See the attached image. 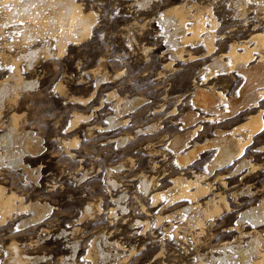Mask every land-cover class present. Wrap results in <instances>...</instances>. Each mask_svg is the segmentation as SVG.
<instances>
[{
  "label": "bare ground",
  "instance_id": "6f19581e",
  "mask_svg": "<svg viewBox=\"0 0 264 264\" xmlns=\"http://www.w3.org/2000/svg\"><path fill=\"white\" fill-rule=\"evenodd\" d=\"M148 1L137 0L136 3L144 6ZM222 1H227L229 12L234 11L232 16L235 20L234 23L230 22L227 25H223L218 20L221 17V9L219 10L218 7L221 6ZM87 11L83 9L82 4L77 0H0V13H2L0 31L4 34L6 28H9L10 33H12L13 29L19 30L21 32L20 37L26 42L30 39L35 40L34 38L37 36L41 39L45 37L55 38L58 53L62 54L68 44L83 38H89L95 22V13L90 10L89 12ZM162 12V16L158 18V21L163 26L160 35L162 34L163 38L165 37L166 49L171 53V56L169 59L164 55V61H162L164 63L155 74L160 79L164 76L166 79L167 85H165L164 96L160 99V101L162 100L161 104L158 105L153 100H147L145 97L138 95L129 97L124 94L121 96L112 89V91L108 92L106 100L111 101L115 114L106 116L108 124L105 122L107 125L100 127L103 128L107 135L105 143L109 145L116 143L117 145H115L120 147L123 150L122 152H126L128 144L135 141L138 135L143 134L144 138L142 137L143 140L140 138L142 141H139L137 146L142 145V147L145 146L147 148L151 165L148 166L149 163L143 165L142 159L134 162L132 157H128L126 162L121 161L107 168L105 181L115 188L117 181L111 176L114 174L113 171L124 170L125 166L129 164L128 170L133 175L131 177L139 180V192L142 194V196L136 195L135 197V200L139 203V211L134 218L133 224L136 228L145 230L151 224V221L154 220L157 226H164V223L168 222L170 226L167 229L172 230L174 237L182 235L184 238L186 235H190L196 243L198 242L209 249L206 255L210 261L209 264H264V243L256 230L257 226L264 223V186L262 184L253 186L249 182L252 177L251 173L259 169L260 167L257 166L260 164L252 163V153L248 152L251 144L256 142L255 150L257 155H264V107L262 105V101H264V0H183L181 3L165 8ZM129 32L131 33V31ZM2 33L1 35H3ZM138 34L137 36H139ZM131 38H133V35H131ZM4 41L2 42L4 43ZM128 42L130 43V41ZM5 43L7 42L5 41ZM12 43L10 46H12ZM125 45L128 44L126 43ZM23 46L25 47V45ZM16 48L14 49L16 50ZM128 48L130 55H132L137 46H135L133 51L130 43ZM148 48L145 49L148 50ZM49 50L48 46L45 45L44 51L46 53H44L50 54ZM38 52L37 49H23L22 53L17 57L12 53L10 56L5 55V58L1 57L3 63L9 62L14 69L13 74H10L12 82L5 78L0 82V110L1 108L3 109V101L8 97L9 93H13V98H15L19 95L18 91L31 89L35 86L36 80L23 78L24 74L21 76L19 71L23 61L26 62L25 70L31 69L34 60L38 57ZM1 53L2 55L5 54ZM143 58L146 59V57ZM197 59H203L205 69L201 70L200 68L199 70L202 78L194 77L191 81L192 92L185 94L189 96L188 105L181 112L176 106H172L173 108L170 109V101L173 99L170 100L169 97L174 92L172 91V78L166 76V71L173 70L177 61L186 62ZM100 64L103 65L102 63ZM89 68L91 69V67ZM121 71L114 74L115 79H117L116 76H121ZM105 72L100 74L99 78L97 77L99 83L110 81L108 78L109 74L107 75ZM226 78H230L231 81L240 79L237 83L236 94H230V91H227L229 83ZM181 80H183L182 77ZM155 82L157 83L158 81ZM220 82H226V85L223 84L225 89L218 86ZM108 85L111 86L110 84ZM133 85L132 87H134ZM91 97L92 95L82 99L80 97L78 100H81V103H86ZM170 98H175V96ZM182 98L184 97L178 96L177 101ZM143 105L147 108H152V121L146 122L144 125L141 123L135 125L134 130L135 134H137V137H135L130 131L131 126H127V120L131 112ZM167 108L168 110L170 109L168 117L174 121L171 127L165 128L154 120H160ZM135 113L138 116L140 111ZM88 116L77 113L71 119L66 131H71L81 121H87ZM142 116L144 117L143 114ZM10 117V125L3 134L1 133L0 137L1 147L5 150L0 152V168L6 166L22 168L27 179L30 178L37 182L38 173L35 174L32 170L33 168L31 169L29 167L30 164L25 163L23 158L26 154L37 153L42 149L40 138L32 130L19 129L17 127V114H12ZM115 132L117 133L114 134ZM69 139L66 143H64L65 140L63 141L64 145L66 144L67 148H74V145L78 142L77 139ZM62 140L60 139V141ZM165 160H169V163L170 161L174 162L175 166L171 167L170 164L168 170L167 165L164 164ZM262 163L264 166V160ZM36 166L38 167V165ZM82 171L84 170L82 169ZM2 172H0V179L3 175H1ZM237 178L241 179L242 183L244 181V187L232 188L229 186ZM149 194L150 198H148ZM125 196L126 193L124 191L119 193L118 196H111L114 204L112 203V206L107 211L108 219L113 218L115 220L119 214L118 210L121 213L125 212L126 207L120 203ZM15 197L16 195L13 192L7 193L4 185L0 183V222L12 216L14 211H17L14 202ZM245 197H248V199H245ZM22 201L19 203L20 206H18L20 208L19 212L22 213L24 210L33 212L29 219L26 220L27 217L25 218L22 225L28 223V221L35 222L49 212L50 205L46 201ZM97 208L98 210L100 209V207ZM85 209L87 210L89 207ZM88 212L90 217L91 212ZM237 212L239 214L235 224L228 223L225 227L226 233L233 236L231 241L216 242L218 234L209 237L207 241H201L208 234L211 235L217 231L216 227L221 217H224L227 221L232 219ZM174 222L176 223L173 224ZM246 223L248 225L251 224L253 229H242V225L245 226ZM207 228H209V233H207ZM107 235L104 233L101 236L99 235L103 241L102 244L116 249L113 255L122 259V263L127 262L135 247L126 249L115 237H108ZM96 238L99 239L98 237ZM96 245L98 248L96 247L97 251L94 254L102 260L106 257V253L99 248L97 241ZM75 250L73 251L75 252ZM94 256L91 253L87 254V258L95 259ZM196 257L195 264H205L202 253H198ZM13 260L14 264H27L19 255L15 245H13ZM161 264L179 263H166L162 260Z\"/></svg>",
  "mask_w": 264,
  "mask_h": 264
},
{
  "label": "rangeland",
  "instance_id": "374dc122",
  "mask_svg": "<svg viewBox=\"0 0 264 264\" xmlns=\"http://www.w3.org/2000/svg\"><path fill=\"white\" fill-rule=\"evenodd\" d=\"M77 1L82 4L84 10H88L87 12L90 10L95 13V22L89 38H83L68 44L62 54L58 53L55 38L45 37L41 39L37 36L34 38L35 40L30 39V42H26L20 37L21 32L19 30L13 29L14 31L12 30V33H10L11 31H9V28H6L4 34L0 31V53H5L3 55L1 53L0 55V82L4 80V78L12 82L10 79L14 68L9 62L3 63L2 58L5 55L10 56L12 53L17 57L22 53L23 49H37L39 51L38 57L35 59L36 61L34 60L31 69L25 70L26 62L23 61L19 71L21 76L24 74L23 78L36 80L35 86L31 89L18 91L19 95L15 98H13V93L11 92L12 94L9 93L8 97L3 101V109L1 108L0 110V137L10 125V116H12V114H17V127L19 129L32 130L34 134L40 138L42 145L40 151L28 155L26 154L23 158L25 163H28V165L30 164L29 167L31 169L33 168V172L35 174L38 173L37 182H34L30 178L27 179L22 168L10 166L0 168V172L3 171L1 173V175H3L1 176L0 183L4 185L7 193L13 192L16 195L14 202L17 210L12 213V216L0 222V264H14L13 245L16 246L19 255L27 264H64V262L65 264H161L162 260L166 263L195 264L198 253H202L204 256L203 262L209 264L210 261L206 256L209 249L202 244L200 245L198 242L196 243L190 235H186L184 238L182 235L174 237L172 230L167 229L170 226L168 222H165L164 226H157L155 220L151 221V224L145 230L136 228L135 225H133L134 218L139 211V203L135 200V197L136 195L142 196V194L139 192V180L132 179L131 177L133 175H131L128 170L129 164L125 166L124 170L113 171L114 174L111 176L117 181V186H115V188L105 181L107 168L121 161L126 162L128 157H132L134 162L138 161V159H142L143 165L149 163L147 148L145 146L142 147V145H140L141 147L139 145L137 146V143L143 140L144 135H138L137 137L134 129L135 125L138 123L144 125L146 122L152 121L151 116H153V114L151 115V107L147 108L143 105L129 114L127 126H131L130 131H132L137 139L135 138V141L128 144L129 146L126 148V152H122L123 150L116 146V143L110 145L105 143L107 135L103 128L100 127L108 124L106 122V116L115 114L111 101L106 100L108 92L112 91V89L121 96L124 94L129 97L138 95L145 97L147 100H153L158 105L161 104L162 100L160 101V99L164 96L165 85L167 84L165 82V76L160 79V77H157L155 74L159 68L161 69L164 63L162 62L164 61V55L170 59L171 53L166 49L165 37L163 38V35H160L163 26L160 21H158V18L162 16V11H164L165 8L173 4L181 3L183 0H149L147 2L148 4L146 3L144 6L136 3L137 0ZM227 4V1H222L221 6L218 7L219 10L221 9V17H219L218 20L223 25H227L230 22L234 23L235 21L232 18L234 11L229 12ZM1 14L2 13H0V18L2 16ZM128 30L131 31V33ZM1 33L3 35H1ZM137 34L139 36H137ZM131 35H133V38H131ZM137 38L140 39L138 40ZM4 40L7 43H5ZM2 41H4L6 45ZM128 41H130L133 51L135 46H137V49H135L136 52L134 51L132 55H130L131 53L128 48L130 43ZM10 42H13L12 46H10ZM24 42L25 44H23ZM126 43L128 45H125ZM23 45H25V47ZM42 45H44V49ZM45 45L48 46V50L50 49V54L48 53V55L45 54L46 51H44ZM6 46L12 48L9 49ZM13 47H17L16 50ZM145 48H148V50ZM161 53L162 55H160ZM143 54L146 56H143ZM142 56L146 57V59ZM7 59L9 60V58ZM176 63L173 70H168L169 73L166 71V76L172 78V91L174 93H172L170 97L175 96V98L169 97L170 100L173 99L170 101V109L176 106L181 112L189 103V96L185 94L192 92L191 81L194 77L202 78V74H200L199 70L200 68L201 70L205 69V63L203 59L186 62L177 61ZM99 64L100 66L98 67ZM89 67H91V69ZM118 70H122L120 73L121 76H116L117 79H115L114 74L119 72ZM104 72L110 75H108L110 81L99 83V75ZM181 77L183 80H181ZM155 81L158 82L156 83ZM226 81L229 83L227 91H230V94H236L237 83L240 79L231 81L229 78ZM108 84H110L112 88ZM223 84L226 85V82H220L218 86L225 89ZM132 85L137 88L132 87ZM126 86L128 87L127 89ZM152 93L155 94L153 95ZM89 95H92V97L86 103H81V100H78L80 97V99H82ZM178 96H183L184 98L177 101ZM103 99L104 101H102ZM262 105L264 107V101H262ZM147 109L150 110L148 111ZM169 110L168 108L165 109L160 120L154 121H157L165 128L171 127L174 120L168 117ZM136 111H140L138 116H136ZM77 113L89 115V118L87 121H81L77 127L72 128L73 131L67 132L66 129L71 119L77 115ZM116 133L117 132L114 134ZM69 138L77 139L78 142L74 145V148H67L66 144L64 145ZM60 139L63 140L60 141ZM64 140L65 142L63 143ZM255 149L256 142L251 144L248 152L252 153V163L254 162L256 165L260 164L257 166L260 168L251 173L252 177L249 182L253 186L256 184H262L264 186V166L262 163L264 155H257ZM2 151L4 152L5 150L1 147L0 143V152ZM65 152H67V154H65ZM80 159L83 160L81 161ZM167 162L169 163V160H165L164 164L167 165L168 170L170 164L171 167L175 166L174 162L170 161L169 164ZM36 165H38V167ZM150 165L149 163L148 166ZM82 169L84 171H82ZM240 180L241 179L237 178L235 181L231 182L229 186L232 188L244 187V181L242 183ZM122 191L126 193V196L120 203L124 204L126 210L124 213L118 210L119 214L115 220L113 218L108 219L107 211L109 207L112 206V203L114 204L111 199L114 196H118ZM18 195L19 197H17ZM20 197L23 200H21L22 202H27L29 200L46 201L50 205L49 212L39 220L35 222L28 221V223H24L23 226L22 223L25 221V218L27 217L26 220L29 219L33 212L28 210H24L22 213L19 212L20 208L18 206H20L19 203L21 202ZM148 198H150V194ZM245 199H248V197H245ZM85 206L89 207L90 210H86ZM97 207H100V209L98 210ZM88 211L91 212L90 217L88 216ZM238 214L239 212L235 214L236 216L233 215L232 219H228L227 221L224 217H221L216 227L217 231L214 234H208L207 237L203 238L201 241H207L209 237L215 234L219 235L216 242L231 241L233 236L226 233L225 227L228 223L235 224L236 220H238ZM81 216L82 218H80ZM175 223L176 222L173 224ZM242 227V229L245 230L253 229L252 225H248V223H246L245 226L242 225ZM206 230L207 233H209V228ZM256 230L264 243V223L257 226ZM102 233L106 235L108 233V237H115L126 249L128 247V249H133L135 247L127 262L122 263V259L113 255L116 249L102 244L103 241L100 238ZM96 241L100 246L99 248L103 249L104 253H106V257L102 260L95 255L97 251L96 247L98 248ZM73 242L75 243L72 244ZM73 250H75V252ZM89 253L93 256L95 255V259L90 257L87 258V254ZM72 254L74 255L72 256ZM42 256L43 258H41Z\"/></svg>",
  "mask_w": 264,
  "mask_h": 264
}]
</instances>
